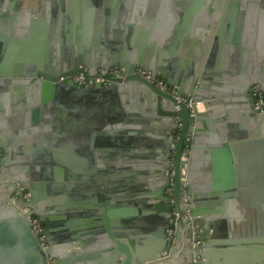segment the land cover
<instances>
[{"label":"water","instance_id":"obj_1","mask_svg":"<svg viewBox=\"0 0 264 264\" xmlns=\"http://www.w3.org/2000/svg\"><path fill=\"white\" fill-rule=\"evenodd\" d=\"M173 1L55 3L62 15L49 2L44 15L0 2V264H264V110L253 90H264V0H217L195 50L177 37L188 23ZM110 67L121 75L108 86L74 81ZM66 92L96 104L64 105L75 128L59 146L66 129L50 103Z\"/></svg>","mask_w":264,"mask_h":264},{"label":"crops","instance_id":"obj_2","mask_svg":"<svg viewBox=\"0 0 264 264\" xmlns=\"http://www.w3.org/2000/svg\"><path fill=\"white\" fill-rule=\"evenodd\" d=\"M18 1L19 0H3V1L1 0L0 2L6 3L7 5L9 4V5L15 6L16 4H18L17 3ZM21 1L24 2L25 5H28L30 8L34 9L35 12L42 13L43 15L46 12L44 9L45 3L49 2V8L48 9L49 10L52 9V15H54L55 13H56V15H58V14L62 15V14H64V12L59 13L60 11L55 8L56 7L55 3H58L60 5L64 4L66 9H68V10L73 9L74 10V9H76V5L74 2L77 0H21ZM173 2L174 3L171 4L172 11H174L177 14H179V12H180V14L182 15L179 17V21L177 20V22H179L178 25L182 24V22L188 23V25H187L188 27L186 26V28L184 29V32H182V34H180L178 32L179 36H177V37L179 38V40H181V42L183 43L184 46H189L192 50H195L201 44V41H200L201 33H202V32H200V29L202 28L200 26L201 22H216L217 17L213 18L214 17L213 14L217 12V8H218L217 0H211V1L182 0L179 2L177 0H175ZM248 2H251V1L249 0ZM252 2H254V1H252ZM259 4L260 3H258L259 10H263L260 7L261 5H259ZM117 6H120L119 2H116V1L111 2L110 3V9H109L110 12L116 11L115 9ZM248 6L251 7L250 4ZM6 12L8 14H10V16L17 17L20 21L22 10L19 11V13H18V12L11 10V9H6ZM81 12H82V14H85L83 11H81ZM66 14L69 17L70 13H66ZM95 14H97V16H94V19H93L94 22L95 21L97 22L100 19H103L102 16H100V18H98V13H95ZM15 15H17V16H15ZM80 16H82V15H80ZM105 16H106V12H105ZM208 16H210V18H207ZM69 18H72V17H69ZM86 18H89V16ZM83 19H85V18L83 17ZM258 21H260V20H258ZM110 22H111V20H110ZM190 25H191V27H194V30H192L190 28ZM166 29H168V28L165 27V30ZM115 31H116L117 35H121L119 27L116 28ZM57 50H58V48L56 47L53 51L54 53L52 52L53 53V56H52L53 61L52 62H54V63L59 58L58 57L59 52ZM65 104L68 105V107H71L72 105H74V106H84L85 105V106L90 107L91 105L96 104V98L90 97V96L77 97L76 98L70 92H66L63 95L57 94L55 96V98L53 100H51L50 105H51L52 110L55 109L56 107H58L57 105H59V112L57 113V115H58V117L61 118V120H62V118H65L64 117L65 112L63 110ZM204 110H205V107L203 105V107H201L200 111H204ZM70 116H72L73 119L75 118V115H70ZM84 116H85L84 117V123H86L85 119H86V117H89V115H84ZM71 122L73 123V121H71V120H68V122L66 120H62V123L60 124L59 128L61 131L64 130V128L66 130L64 132H62V135H61L62 139L61 140L56 139L54 141L55 144L61 146L62 144L64 145V143L68 142V139H69L68 135H70V133H72L74 131V128H75ZM53 133H56V130H54Z\"/></svg>","mask_w":264,"mask_h":264},{"label":"built area","instance_id":"obj_3","mask_svg":"<svg viewBox=\"0 0 264 264\" xmlns=\"http://www.w3.org/2000/svg\"><path fill=\"white\" fill-rule=\"evenodd\" d=\"M83 69H84L83 70L84 72H82L79 75H77L76 77H74V81L80 85H86V86H88L94 82L103 83L104 85L108 86L110 84V80H109L110 78L118 77L121 75V69L119 67H110L109 69H100L99 70L100 76H98V77L88 76L85 73L86 68H83ZM147 78L151 79L158 88H160L164 91H171L172 93H175V91L172 88L168 87L166 82L163 81L162 79L155 78L151 74H147ZM253 90H254V95L256 97V108L258 110H264V90H262L259 86H254ZM179 99L182 102L186 103L190 107L193 105V102L190 99H186V98H179ZM201 107H203V104L198 103V105H197L198 110H201ZM180 133H181V128H179L177 131L175 141H177L178 138L180 137ZM190 150H191V143H190V139L188 138L185 142L184 151H183V159L186 161H188L187 154L190 152ZM0 157H1V153H0ZM182 174L184 176L187 174V167H186V171H185V169L182 170ZM174 175H175V173H174V170L172 169L170 172L171 183L174 182ZM185 191H187V189H185ZM18 192L20 193V191H18ZM171 192H172V189L170 188L168 190V193L171 194ZM23 195L26 198L30 197L29 193H24ZM17 199H19V197H17ZM185 201L187 203V199H185ZM25 211L26 212L29 211V208L26 207ZM188 217H189V211L186 210L185 219ZM29 218H30V223L32 225V228L38 234L41 247L43 250H45L48 245L46 243L45 236L41 234L44 230V225H43L40 217H38L35 214L31 215ZM174 233H175V230H171L169 233V237L171 238V240H173ZM196 245H197V243H196ZM50 261H51V264H55L54 260L51 257H50Z\"/></svg>","mask_w":264,"mask_h":264},{"label":"flooded vegetation","instance_id":"obj_4","mask_svg":"<svg viewBox=\"0 0 264 264\" xmlns=\"http://www.w3.org/2000/svg\"><path fill=\"white\" fill-rule=\"evenodd\" d=\"M183 228H181L182 231ZM181 231H180V236H179V242L176 244V250L175 252L178 251V249L180 247H182L183 245V241H182V237H181ZM197 246H200L202 244V242H196ZM196 243H194V247L196 246ZM201 243V244H200ZM182 256L187 260V261H194L195 260V256H194V251H193V247L192 249H190V246L186 245V247L184 248V250L182 251Z\"/></svg>","mask_w":264,"mask_h":264},{"label":"bare ground","instance_id":"obj_5","mask_svg":"<svg viewBox=\"0 0 264 264\" xmlns=\"http://www.w3.org/2000/svg\"><path fill=\"white\" fill-rule=\"evenodd\" d=\"M185 171H186V167H184Z\"/></svg>","mask_w":264,"mask_h":264}]
</instances>
